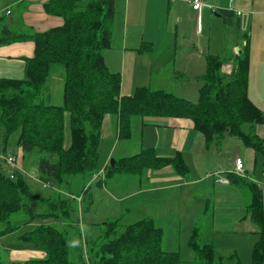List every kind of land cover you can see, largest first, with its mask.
<instances>
[{"label":"trees","instance_id":"trees-1","mask_svg":"<svg viewBox=\"0 0 264 264\" xmlns=\"http://www.w3.org/2000/svg\"><path fill=\"white\" fill-rule=\"evenodd\" d=\"M115 1L47 0L43 4L45 11L62 16V25L33 32H17L6 24L0 28V44L24 40L34 43L33 55L24 58L23 77L0 78V129L5 139L17 132L16 144L23 154L35 153L36 174L40 181L47 179L55 182L58 188L68 187L73 176L92 174L101 166L98 148L105 114L117 116L120 134L128 135L134 117H182L189 118L202 133L206 146L219 143L229 134L238 137L245 146L263 152L264 139L256 134L254 126L264 122V113L247 95L246 50L243 54L240 51L236 54L233 68L228 73L222 72L224 62L218 56H208L196 102L147 86H139L132 94L120 96V74L108 69L103 56V50L111 43ZM221 13L230 16L229 11L222 10ZM5 17H0V21ZM54 65H60L64 73L61 104L51 103L48 95H41ZM66 118L70 135L67 147L64 146ZM167 164L178 173L187 172L181 155L162 157L149 147L113 159L112 165L109 160L105 175L135 174L143 167L156 168ZM227 177L235 185L245 176L228 174ZM246 184L250 190L246 210L258 228L251 263L264 264L262 195L257 184L252 181ZM84 192L86 206L83 209L91 203L90 194ZM76 209L66 196L56 192L40 197L31 191L19 172L11 178L0 169V235L18 227L16 219L10 217L21 210L27 214L24 223L36 217H53L63 224L68 223L71 228L67 230L71 234V229L75 230L76 223H79L75 218ZM119 219L104 221L106 229L100 235V242L92 243L90 255L96 263H181L178 251L161 249L162 230L151 220L140 219L122 225ZM34 226L23 231L19 239L43 250L44 257L10 264H73L72 243L67 230L44 223ZM189 245L196 261L214 264L211 245H199L192 238ZM75 250L79 251L80 262L82 251L77 246Z\"/></svg>","mask_w":264,"mask_h":264},{"label":"rangeland","instance_id":"rangeland-1","mask_svg":"<svg viewBox=\"0 0 264 264\" xmlns=\"http://www.w3.org/2000/svg\"><path fill=\"white\" fill-rule=\"evenodd\" d=\"M87 1L88 0H81V2ZM170 1L174 2L176 0ZM170 1L164 0L160 4H158L156 0L142 1L144 4L142 5L141 12L144 9L145 4L153 5V8L145 13L146 26H144L143 29L149 32L157 26L163 36H168L173 33L174 20H170V18L174 15V10L169 9V6H172ZM13 2L14 0H0V17L9 15L7 16L8 19L12 18V20H14L15 18H18V13H13L14 7L17 6L13 5ZM164 2H170V4ZM123 3L124 0L115 1L116 13L112 22L114 27L112 28L111 33H114L116 29L120 27L118 14L123 7ZM230 3L231 4L228 6V9H233L231 16L222 14L221 8H213L211 5L203 8L204 15L201 19V28L198 30L197 35L195 34V19L194 22L191 20V18H193V13H191L189 8L185 5V8L181 10V16L184 15L185 17L183 18L184 23L181 25L182 30H180L179 33L181 36L187 35L186 45L191 41L195 44L197 40L200 39L202 41L203 48L205 47V54L208 53V56L216 55L223 62H227L231 59L235 63L236 54L239 51L243 54L246 50L248 54L247 82L248 77H250L251 83L249 87L252 86V83H255L256 88L258 89H249L248 87L247 95L249 99L264 113V0H231ZM235 3H237V6ZM237 11H239V14H236ZM10 12L11 14H9ZM168 12L170 14L168 17V21L170 20V23H167L166 25L165 22ZM159 17H161V24L157 22ZM8 19L5 17L3 21H0V28L2 25L6 24L15 30H20L19 27H14L12 21H8ZM167 32H169V34ZM244 43L246 45H244ZM221 70L224 72V64L222 65ZM63 77L64 73L62 67L60 65L52 66L51 72L47 77L41 92V95L43 96H49V92L51 93V96H49L51 103H62ZM55 78H60L61 82L59 87L54 90L51 86H53V80ZM183 78L185 79L183 84H186L185 87H187V89H185L186 93H190L188 89L189 85L193 89V91L188 94L191 95L192 98L188 99L196 102L199 97V87L197 88L198 85H196L197 82L194 79L189 82L187 77ZM175 93L176 92H174V95H180ZM178 93L182 92L179 91ZM109 116L112 118V115ZM113 124L114 135L112 139L114 143L112 142V151H116V154H119L123 149L133 150V148H135V144L132 143L130 145H126L127 143L125 142V137H129L132 133L136 142H139L141 137V130L139 127L136 125L134 126L131 121L129 128L130 131L127 135L125 133H119L120 130L118 121ZM105 129H107V127ZM257 130H264V122L254 126V131L257 132ZM17 136V132H13L5 139L4 134L0 129V158H2L0 159V169L7 174L11 171L13 173V177L15 172H19L25 182L29 185L31 191L40 197L51 196L56 192L60 195L66 196L68 199L73 201L75 208H77L75 211V218L77 222L79 220V223H76L75 230L71 229L70 234L67 230V228H71L68 226V223H64V225L63 222H58L53 217H36L29 223H24V221L27 220V214L25 211L21 210L12 214L10 218L12 220L16 219L15 222L18 227L9 233L0 235V255L2 264H7V245L12 242L16 247H20V245H28L20 241L19 236L23 233V231H27L35 227L34 225L37 226L41 223L55 225L61 230H67L69 232L68 238L72 243L70 254L73 264H98L93 260V255H90L92 243L97 244L100 242V235L106 229V226L103 224L104 221L119 219L121 215V210H119L118 204L114 199H112L114 198L112 197V193H116V191L114 181L111 179L115 178L119 192L127 190V186L123 181V178L128 177L134 178L138 183V188H142L145 185H150L145 182V171L159 170L169 165L167 164L156 168L143 167L140 172L135 174L114 173L111 176L106 177L105 174L107 172L106 170L108 165V162L106 161L101 169L99 167L97 170L93 171V173L100 170L103 172L98 178H92V174L85 176L75 175L72 177L68 187L65 186L58 188L55 182H51V187L44 188L42 186V181H40L36 174L37 158L35 153L30 152L23 154L21 149L16 144ZM68 139H70L69 131L65 132L64 146L69 145V142H67ZM109 142L110 140L107 139L102 144L101 142L99 143L101 152H103L102 149H104L107 145L109 147ZM213 145H216V143ZM218 145L222 146V143H219ZM201 146V142H198L196 145V147ZM3 150L5 151V154L2 153ZM6 154H11L16 157L15 164L13 163V165L10 166L4 165L3 158ZM235 157L242 159L245 166L242 169V174H244V171L247 170V174H244L246 176L243 177V179H238V184L235 185L230 182L229 184L223 185L214 181L213 174L217 172L220 173V175L223 174L225 176L228 174L235 175L233 173H228L234 169ZM210 159L211 155L206 158L204 164L200 160L198 163L194 162L191 166L192 169L190 168L187 170V174L177 173L182 176L186 174L187 176L195 179L202 173L204 174L203 170L207 166L206 163ZM213 163L220 164L212 166L211 170L215 171L209 173V175H211L210 177H205L204 175L203 179L206 180V183L203 181L202 183H197L192 186L193 200H195V196H197V202L192 204L194 207L193 210H190L189 208L191 204H188V206L187 204L180 205L174 219L165 218L164 220L144 217L137 212L124 211L122 213L124 214V217L119 219L118 222L122 225H127L140 219L151 220L155 227L161 228L162 230L161 249L166 251H178L181 260L180 264H204L195 260L196 255L194 254V250L189 245L191 238L196 240L199 245L208 244L212 246L214 264H252V251L254 244L258 239V234H255V231H257L258 228L245 210V205L250 203V190L246 183L252 181L257 184L260 188L261 195L264 196V154L262 151H255L252 147L245 146L238 137L227 134L223 147H220V150L216 151V157H214L210 164ZM253 166L255 169H252ZM96 180L99 181L97 182ZM44 181L50 180L45 179ZM110 184H112V186ZM84 191H87V195L90 194L91 200L93 198V203L88 209H83L86 206L84 201ZM207 199H209V201H207ZM126 200H122L121 203ZM129 202L130 201L122 203V208L124 207V204L127 207ZM131 203L132 201L130 204ZM138 206L139 204L137 205V208ZM183 206L184 209H182ZM128 207L129 210L130 208L133 210V206ZM43 209L44 208H42V210ZM110 211H112V216ZM201 212L203 213L200 214ZM197 215L199 216L197 217ZM0 228H2L1 224ZM76 246L82 251L80 262L78 259L79 251L75 250ZM32 248L40 250L35 247ZM40 251L45 255L43 250ZM43 257H37V259H41Z\"/></svg>","mask_w":264,"mask_h":264},{"label":"crops","instance_id":"crops-1","mask_svg":"<svg viewBox=\"0 0 264 264\" xmlns=\"http://www.w3.org/2000/svg\"><path fill=\"white\" fill-rule=\"evenodd\" d=\"M45 1L46 0H14L12 4L17 6L14 7L13 13H18V18L14 20H12V18L8 19V21H12L14 27L20 28V30L14 29V31H45L62 25L64 22L63 17L49 14L45 11L43 6ZM142 1L143 0H124L123 7L118 14L120 27L112 33L110 46L104 49L103 53L108 69L120 74V96L132 94L139 86H147L152 90H164L173 94L176 92L175 94H180L177 96L185 99L192 98V96L188 94H190L193 89L187 84L189 85L188 89L190 93H186L185 89H187V87H185L186 84H183L185 80L183 77H187L189 82L194 79L197 82V88L200 87V77L206 71L209 54H205V47L203 48L200 39L197 40L195 44L191 41L186 45L187 35L181 36L179 33L180 30H182L181 25L184 23L183 18L185 17L184 15L181 16V10H183L186 5L189 11L193 13V18H191V20L194 22L195 19V34L197 35L198 30L201 28V19L204 15L203 8L211 5L213 8H221V11H229L231 16L233 9H228L231 0H202L205 5L199 13L192 9L187 0H176L174 2L169 0L172 3L169 9L174 10V15L170 18V20H174V26L173 33L168 36L161 35L158 30L159 27L157 26L149 32L143 29V27L146 26L145 13L151 10L153 5L145 4L141 12L142 5L144 4ZM163 1L164 0H156L158 4ZM170 2L164 3L170 4ZM235 5L237 6V3H235ZM9 14H11V12ZM169 16L170 14L168 12L165 22L166 25L170 23V20L168 21ZM157 22L161 24V17H159ZM167 33L169 34V32ZM246 44L244 43V45ZM33 50L34 43L30 40L15 41L0 45V78H22L25 66L24 58L32 56ZM233 63L231 59L224 62V72L231 71ZM53 81V86L51 87L55 90L59 87L61 80L60 78H55ZM250 83L251 79L248 77L247 88ZM251 88L258 90L255 83H252L249 89ZM179 91L182 93H178ZM49 96H51L50 92ZM109 115H112V118ZM117 121L118 118L115 114H105L103 117L100 142L102 144L107 139H109L110 142L109 147L105 144L106 147L102 149L103 152H101L99 147L101 161L100 169L110 158L118 159L122 156H127L149 147L153 148L158 156L171 157L176 154L181 155L187 166V170L191 168L194 162L198 163L199 160L204 164L206 158L211 155V159L206 163L207 166L203 170L204 174L202 173L195 179L186 175L188 171L183 176L178 174L170 165L159 170L145 171V182L150 185H145L142 188H138V183L134 178L128 177L123 178L127 190L119 192L115 178L111 179L114 181L116 191V193H112V197H114L112 199L116 201L119 210H121L120 217L123 218L124 214L122 213L127 211L137 212L141 214V216L152 219L164 220L165 218L174 219L180 205L187 204L188 206V204H191L189 208L193 210L194 207L192 204L197 202V196H195L196 198L193 200L192 186L197 183H202L203 181L206 183V180L203 179L204 175L205 177H210L211 175H209V173L215 171L211 170V168L215 166L216 163H210L213 161L214 157H216V151L220 150V147H223L227 134L219 142L222 143V146H219V143H216V145L212 143L211 146H206L202 138L203 135L196 130L189 118L165 116L137 117L133 118L131 121L134 126H138L141 130L139 142H136L134 135L131 133L129 137H125V142L127 143L126 145L134 143L135 148H133V150L123 149L121 153L116 154V151H112V142L114 143L112 138L114 135L113 123ZM106 127L107 129H105ZM67 131H69V127L66 118L65 132ZM256 133L264 139V130H257ZM67 142L70 143V139H68ZM198 142H201V147H196ZM4 152L3 150L2 153L5 154ZM262 153L264 154V151ZM219 164L220 163H217L216 165ZM252 169H255V167L253 166ZM247 172V170L244 171V174H247ZM219 184L224 185V183ZM226 184H229V182ZM110 185L112 186V184ZM122 200H126L122 203H127V201H132V203L130 204L129 202L127 207L124 204L122 208ZM207 201H209V199H207ZM92 203L93 198L87 209ZM262 203L264 205V196H262ZM138 204L139 206L137 208ZM246 205L245 210L248 206ZM128 206H133V210L131 208L129 210ZM182 209H184V206ZM110 212L112 216V211ZM202 213L203 212L200 214ZM198 216L199 215H197V217ZM256 233L258 234V230L255 231V234ZM7 246V264L44 256L43 252L28 245L16 247L12 242Z\"/></svg>","mask_w":264,"mask_h":264},{"label":"built area","instance_id":"built-area-1","mask_svg":"<svg viewBox=\"0 0 264 264\" xmlns=\"http://www.w3.org/2000/svg\"><path fill=\"white\" fill-rule=\"evenodd\" d=\"M187 1L191 5L192 9L194 11H197L198 13L202 9V7L205 5V3L202 0H187ZM237 14H239V11H237ZM15 161H16V157L12 156V155H6L3 158L4 165H6V166L13 165V163L15 164ZM243 168H244V163H243L242 159L235 158L234 159V169L230 173H233V174L239 175V176H244V174H242ZM101 173H103L101 170L98 172L92 173V178L100 177ZM8 175L10 177H13V173L11 171H9ZM213 176L215 178V181L218 183L226 184L229 182V179L227 177L220 175V173H218V172L214 173ZM42 186L44 188L51 187V181H42Z\"/></svg>","mask_w":264,"mask_h":264},{"label":"water","instance_id":"water-1","mask_svg":"<svg viewBox=\"0 0 264 264\" xmlns=\"http://www.w3.org/2000/svg\"><path fill=\"white\" fill-rule=\"evenodd\" d=\"M110 164H111V165L113 164V158L110 159Z\"/></svg>","mask_w":264,"mask_h":264}]
</instances>
